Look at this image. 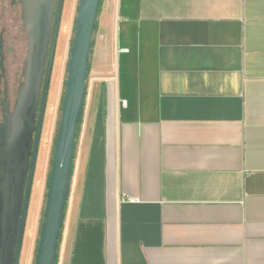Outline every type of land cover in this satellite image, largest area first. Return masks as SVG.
I'll return each instance as SVG.
<instances>
[{"label":"crops","instance_id":"obj_1","mask_svg":"<svg viewBox=\"0 0 264 264\" xmlns=\"http://www.w3.org/2000/svg\"><path fill=\"white\" fill-rule=\"evenodd\" d=\"M57 264H264V0H102Z\"/></svg>","mask_w":264,"mask_h":264},{"label":"water","instance_id":"obj_2","mask_svg":"<svg viewBox=\"0 0 264 264\" xmlns=\"http://www.w3.org/2000/svg\"><path fill=\"white\" fill-rule=\"evenodd\" d=\"M23 2L29 42L24 81L13 111L5 99L0 124V264H20L21 260L63 10L61 0L50 42L54 0ZM101 2L79 0L34 264H57ZM3 45L2 40V70Z\"/></svg>","mask_w":264,"mask_h":264},{"label":"rangeland","instance_id":"obj_3","mask_svg":"<svg viewBox=\"0 0 264 264\" xmlns=\"http://www.w3.org/2000/svg\"><path fill=\"white\" fill-rule=\"evenodd\" d=\"M76 7H75V11H74V23H75V19L77 16V12H78V5H79V0L76 3ZM3 5L1 4V0H0V33L3 32V30L6 28L4 27L5 24L8 25V23H4V19H9L11 16L9 14L8 11L4 10ZM68 10H69V0H66V8L64 11V19H63V23H62V29H61V35L64 32V26H65V21L68 18L67 14H68ZM18 14L21 16V11L18 7L17 9ZM18 26L20 27V30L22 31V34L25 32L23 25L21 22L18 23ZM9 28V32L11 27L8 26ZM6 30V29H5ZM12 33V31H11ZM74 36V24H73V30L71 32V38H70V44L68 46V48H70L71 46V42H72V38ZM6 41H5V47L7 48V64L10 65V71H9V76H10V88L11 91L13 93V97H15V92H17L18 90V85H19V81L22 80L21 75L17 76L18 74H22V69L24 66V62L26 59V49H27V43L25 41V39H21L20 41H14L12 40V36L9 35L5 37ZM62 55V49H61V42L58 43V51L56 54V58H55V64H54V69H53V74H52V80H51V86H50V92H49V96H48V102H47V108H46V113H45V118L48 122L49 119V113H47V109L48 106L50 105L51 101H52V95L54 93V91L57 89L58 87V69H59V65H60V57ZM69 58V49H67L66 51V57H65V62H64V67H63V87H62V91H61V96H60V101H59V106L57 109V115H56V124H55V133H54V140H53V146H52V152L50 155V163H49V171H48V176H49V172L51 169V165H52V158H53V150H54V144H55V139L57 136V129H58V125H59V121L61 118V104H62V98H63V94H64V90H65V81L67 78V61ZM19 71V72H18ZM45 121V120H44ZM40 152V150H39ZM45 154L41 153L40 159L37 162V168H36V174H35V179H34V185H33V190H32V196H31V202H30V207H29V214H28V220H27V226H26V233H25V238H24V244H23V250H22V255H21V260H20V264H28L29 259H30V251H31V246H32V236H31V232L32 229H34L35 226V222L37 221V213H38V208H39V197H40V192H39V180L43 177L44 171H45V158H44ZM46 192H47V187H46ZM45 204H46V194H45V200H44V204H43V210H42V214H41V218H40V225H39V229L37 231V239H36V247H37V243H38V239L40 236V227H41V223H42V218H43V212H44V208H45ZM35 255H36V250L33 256V262L32 264H34L35 262Z\"/></svg>","mask_w":264,"mask_h":264},{"label":"flooded vegetation","instance_id":"obj_4","mask_svg":"<svg viewBox=\"0 0 264 264\" xmlns=\"http://www.w3.org/2000/svg\"><path fill=\"white\" fill-rule=\"evenodd\" d=\"M60 1L61 0H54V7L52 10V30H51V35H50V42L53 39L54 36V30H55V26H56V22H57V17H58V10H59V5H60ZM1 4L3 5V9L8 11L10 14V18L9 19H4V23H8L4 25V27H6L3 32L0 33V43L3 40L4 45H3V50L5 53V61H4V66L5 69L2 70L0 68V124L4 121V113H3V106L5 104V99L8 97L9 102H10V110L13 111L15 106H16V102H17V94H18V90H19V86L20 84L24 81V67L26 65V60H27V54H28V49H29V42H28V33L27 30L25 28V17H24V6H26V2H23V0H1ZM20 9L21 11V16L18 14L17 9ZM66 8V0H63V10H62V16H61V20H60V28H59V35H58V43H59V39H60V34H61V29H62V23H63V19H64V11ZM21 22L24 28V33L22 34V31L20 30V27L18 26V23ZM8 26L11 27L10 32H9V28ZM12 31V33H11ZM9 35L12 36V40L14 41H20L21 39H25L26 43H27V49H26V59H25V64L23 66L22 69V74H18L17 76L22 77V80L19 81V85H18V90L17 92H15V97H13V93L11 91L10 88V76H9V71H10V65L7 64V48L5 47V37ZM57 51H58V44H57ZM56 51V54H57ZM19 72V71H18ZM42 92H43V88H42ZM39 112H40V106H39V111H38V117H39ZM42 140V139H41ZM41 145V144H40ZM39 157V155H38Z\"/></svg>","mask_w":264,"mask_h":264},{"label":"trees","instance_id":"obj_5","mask_svg":"<svg viewBox=\"0 0 264 264\" xmlns=\"http://www.w3.org/2000/svg\"><path fill=\"white\" fill-rule=\"evenodd\" d=\"M101 7H102V2H101ZM101 7H100V10H99V14H100V11H101ZM80 126H81V123H80V125H79V131H80ZM55 142H56V139H55ZM54 146H55V144H54ZM54 151V150H53ZM36 250H37V247H36Z\"/></svg>","mask_w":264,"mask_h":264},{"label":"built area","instance_id":"obj_6","mask_svg":"<svg viewBox=\"0 0 264 264\" xmlns=\"http://www.w3.org/2000/svg\"><path fill=\"white\" fill-rule=\"evenodd\" d=\"M135 199H136V198H133V197H129V198H128V200H130V201H136Z\"/></svg>","mask_w":264,"mask_h":264}]
</instances>
